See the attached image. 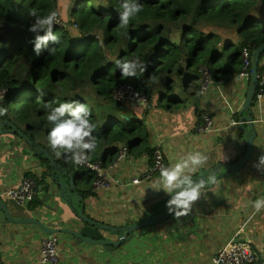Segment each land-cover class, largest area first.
<instances>
[{
	"label": "crops",
	"instance_id": "1",
	"mask_svg": "<svg viewBox=\"0 0 264 264\" xmlns=\"http://www.w3.org/2000/svg\"><path fill=\"white\" fill-rule=\"evenodd\" d=\"M217 34L222 38V45L240 42L236 31L219 29ZM260 65L264 72V53ZM182 77L174 92L169 85L162 84L154 93L157 100L147 108L149 116L145 126L149 136L144 139L141 152L132 150L129 157L119 163L118 150L123 146L109 149L113 151L104 157V161L111 165L115 163L109 166L115 178L130 182L133 177L140 176L158 145L162 146L166 167L173 166L190 153L207 156V162L190 173L193 180L219 170L225 173L226 166L238 163L247 153L246 134L251 128L240 116L249 115L248 111L241 112L251 80L215 79L209 92L202 94L199 73L193 75L185 71ZM0 98L3 99L1 94ZM253 106L257 137L251 161L241 171L222 179L216 177L215 183L205 184L192 211L179 222L172 216L166 222L137 232V238L120 247L77 245L65 235H49L35 224L8 223L2 225L0 258L5 264H44L42 241L55 237L59 240L60 264H213V259L227 244L244 240L257 255L255 264H264V210L254 213L252 208V203L264 196V169L255 167L258 157L264 155V97L261 102L255 97ZM207 113L213 117L214 131L197 133L195 127ZM1 125L0 197L2 192L19 185L27 175L40 180L39 194L29 207L2 197L15 218L38 221L47 231H54L66 227L72 220H79L81 213L113 228L138 224L167 213L169 195L155 190L160 175L141 184L130 182L99 192L92 189V177L80 176L78 195L65 197L60 183L64 182L68 193H73L67 175L68 170L73 176L69 169L71 161L62 155L54 156L45 146L42 147L47 155L38 154L41 150L36 144L31 146L21 137L24 133H13L5 129L7 124ZM42 155L50 161L52 170L42 163L39 157ZM74 182L76 185V178ZM104 234L106 238L118 239V235L108 231Z\"/></svg>",
	"mask_w": 264,
	"mask_h": 264
},
{
	"label": "trees",
	"instance_id": "2",
	"mask_svg": "<svg viewBox=\"0 0 264 264\" xmlns=\"http://www.w3.org/2000/svg\"><path fill=\"white\" fill-rule=\"evenodd\" d=\"M121 2L0 0V92H5L0 108L7 110L0 124H7L5 129L26 134L37 147L45 146L56 156L48 144L53 125L47 114L60 103L78 101L88 107L95 125L96 148L86 153L91 163H105L104 157L113 151L109 149L120 146L141 152L149 136L147 108L157 100L153 95L162 84L174 92L182 74L195 75L201 65L210 66L215 79L235 77L241 71L245 45H264V0H136L141 11L124 27ZM32 10L41 17L56 12L64 23L53 25L58 43L49 42L52 54L45 50L37 57L33 52L35 37L28 31L35 22ZM219 29L236 31L240 42L222 45ZM137 58L146 72L122 79L115 61ZM123 84L146 85L149 107L117 104L113 93ZM39 157L53 169L46 156ZM69 167L77 189L80 176L92 177L93 189L92 171L72 161ZM26 177L34 178L40 188L37 177Z\"/></svg>",
	"mask_w": 264,
	"mask_h": 264
},
{
	"label": "clouds",
	"instance_id": "3",
	"mask_svg": "<svg viewBox=\"0 0 264 264\" xmlns=\"http://www.w3.org/2000/svg\"><path fill=\"white\" fill-rule=\"evenodd\" d=\"M119 13L120 26H127L130 19L141 11V5L136 0H122ZM30 15L35 17V22L28 31L34 34L33 52L39 57L43 51L49 54L54 49L49 48V42L58 43V38L53 34V25L59 24L56 12L41 17L32 10ZM43 33V35H41ZM116 68L119 69L121 78L142 76L147 68L137 58L133 60H117ZM152 79V77H149ZM142 101V100H141ZM140 101V102H141ZM6 109L0 108V116L6 114ZM90 110L85 104L78 101L60 103L58 107L51 108L47 114V121L52 124L48 133V144L52 151L60 156L66 153L67 158L77 165L83 164L88 159L86 153L95 150L96 142L92 136L95 125L90 122ZM207 162V156L196 152L190 153L171 167L161 168L159 180L156 182L155 190L164 191L169 195L166 203L170 215L174 216L178 222L181 217L189 215L192 207L201 197V190L206 183H215L216 177L211 176L208 181L200 180L196 182L190 173L195 172L198 167ZM258 170L264 169V155L258 157L255 165ZM254 213L264 210V196L252 203Z\"/></svg>",
	"mask_w": 264,
	"mask_h": 264
},
{
	"label": "built area",
	"instance_id": "4",
	"mask_svg": "<svg viewBox=\"0 0 264 264\" xmlns=\"http://www.w3.org/2000/svg\"><path fill=\"white\" fill-rule=\"evenodd\" d=\"M57 18L60 20V23L55 25L63 27L64 23L62 19L58 16ZM256 48V44L253 43H248L243 48L241 53V71L235 76V80L237 82L244 80H248L249 82L251 80V76L253 74V54ZM198 71L200 75V92L205 94L209 92L210 88L213 86L215 77L211 67L208 65H201ZM4 93L5 92H0L2 96ZM256 97L260 102L264 97V72L259 74V83ZM95 99L100 101L97 96H95ZM113 99L119 105L141 106L147 108L149 107L150 101L149 89L144 84L139 86L133 84H123L115 89L113 93ZM214 127L215 124L213 117L207 113L205 114L204 120L195 127V130L200 134H208L214 131ZM129 154V147H123V149L119 151L118 162H124V160L129 157ZM76 166L79 168L84 167L92 171L95 179L93 188L95 191L99 192L117 186H124L130 182L134 184H141L149 181L160 174L161 168H166V160L162 146H156L146 169L140 176L133 177L130 182H124L121 179H117L111 175L110 167L107 166L103 161L91 163L88 157L85 163L80 165L76 164ZM38 193L39 186L37 181L32 177H25L19 185L2 192L1 196L15 201L20 206H26L33 201ZM1 235L2 226L0 225V237ZM41 255L44 264H60L61 255L59 252L58 238L51 237L44 239L41 246ZM257 260L258 258L256 253L247 244L232 241L227 244L213 259V264H255ZM0 264H5V261L2 258H0Z\"/></svg>",
	"mask_w": 264,
	"mask_h": 264
},
{
	"label": "water",
	"instance_id": "5",
	"mask_svg": "<svg viewBox=\"0 0 264 264\" xmlns=\"http://www.w3.org/2000/svg\"><path fill=\"white\" fill-rule=\"evenodd\" d=\"M264 53V45L258 47L253 54V74L251 76V84H250V89L248 92V96L245 102L244 107L242 108V112L244 111H248L249 115H247L246 117H242L240 116V119L242 120V122H247L249 127L251 128V131H248V133L246 134V138L248 140V150L247 153L244 155V157L238 162L235 163L231 166H226L227 171L225 173H221L219 170L218 172H215L214 174L211 175H203L201 177H198L197 179H195L194 181L199 182L200 180H205L208 178V176H215L217 177V179H222L226 176L232 175L234 173H236L237 171H241L250 161L251 158L254 155V145H255V139L257 137V131H256V125H255V118H256V114L253 112V108H254V102H255V97H256V92H257V87H258V83H259V65H260V60L261 57ZM2 101V99L0 98V102ZM2 127H4L5 125L2 124ZM22 138H24L26 140V142L28 144H30L31 146L35 145V143L29 138L27 137L25 134L21 135ZM38 150H41L40 152H38V154H46V151L43 147H38ZM54 168L60 171V168L56 165L53 164ZM221 169V168H220ZM64 172V171H63ZM69 179H70V183L72 185V189H73V193H68V188L67 185L64 182H61L60 185L63 188V192H64V196L68 197V196H72L74 194L78 195L77 192V188L75 185V178L69 174V172L67 173ZM160 174H158L157 176H159ZM156 176V177H157ZM206 177V178H205ZM207 184V183H206ZM173 215H170L169 212L167 211V213L165 215H163L162 217H153L147 220H144L141 223L138 224H133V225H129L123 228H113L109 225H105L102 222H99L95 219H92L88 216L85 215V213H81L80 215H78L79 220H72L68 223V225L62 229L59 230H54V231H47L45 228V225H43L42 223L36 221H32L29 219H17L15 218L14 214L12 213L11 209L9 208L8 203L3 200L2 198H0V225H5L8 223H15V224H35L40 226L43 231L49 235H59V234H63L65 235L68 239L71 240L72 243H75L77 245H82V244H86V245H103V246H112V247H120L122 246L124 243H128L130 241H132L134 238H137V232L157 225L159 223H163L166 222L168 220L171 219ZM104 231H108L112 234H116L118 235V239L117 240H112L109 238L105 237ZM237 242V241H236ZM238 242L241 243H246L244 240H239Z\"/></svg>",
	"mask_w": 264,
	"mask_h": 264
},
{
	"label": "rangeland",
	"instance_id": "6",
	"mask_svg": "<svg viewBox=\"0 0 264 264\" xmlns=\"http://www.w3.org/2000/svg\"><path fill=\"white\" fill-rule=\"evenodd\" d=\"M14 32H15V31H14V30H12V33H14ZM212 32H215V31H212ZM25 52H26V51H25ZM20 54H21V53H20ZM21 55H25V53H23V54H21ZM176 86H177V85H175V87H174V89H173V90H175V89H176ZM169 96H172V94L170 93V95H169ZM94 100H95V101H97V100L95 99V97H94ZM169 142H170V141H168V142H167L166 146L169 144ZM22 180H23V179H22ZM19 184H20V183H19ZM69 198H73V196H69ZM69 198H68V199H69ZM109 226H110V225H109ZM111 227H112V226H111Z\"/></svg>",
	"mask_w": 264,
	"mask_h": 264
}]
</instances>
